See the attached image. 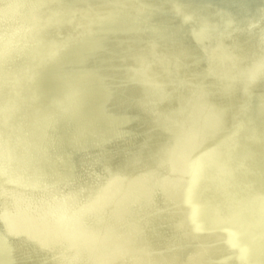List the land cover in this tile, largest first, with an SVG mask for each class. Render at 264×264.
I'll use <instances>...</instances> for the list:
<instances>
[{
  "label": "bare ground",
  "instance_id": "obj_1",
  "mask_svg": "<svg viewBox=\"0 0 264 264\" xmlns=\"http://www.w3.org/2000/svg\"><path fill=\"white\" fill-rule=\"evenodd\" d=\"M197 1L0 0V264H264L261 0Z\"/></svg>",
  "mask_w": 264,
  "mask_h": 264
},
{
  "label": "water",
  "instance_id": "obj_2",
  "mask_svg": "<svg viewBox=\"0 0 264 264\" xmlns=\"http://www.w3.org/2000/svg\"><path fill=\"white\" fill-rule=\"evenodd\" d=\"M212 0H198L197 2H201V5H202V8L201 9H198V11L196 12V14H199V13H201V14H206L205 12H204V9H206V6H208V5H210V3L209 2H211ZM193 2H194V0H179V2L177 3V5H176V11L174 12V15H175V17H177V19H178V21H180L182 24H184V22H186V23H188L189 22V20H188V13L190 12V11H192V8H194V6H195V4L192 6V4H193ZM258 4H259V9H260V11L255 15V17H254V21H259V24L258 25H255V24H253V25H251V26H254V27H257V28H264V12H263V10H264V0H261V1H259L258 2ZM230 6H231V8L232 9H234L236 6H237V3L236 2H234V1H232V2H230ZM191 8V9H190ZM221 16V15H220ZM225 17V16H224ZM206 19H210L209 17H207ZM188 21V22H187ZM253 21V22H254ZM192 22V21H191ZM191 22H189V24H192ZM207 22H210V21H207ZM208 25H210L211 26V24H208ZM224 23L223 24H220V29L222 30V29H224ZM243 25V24H242ZM244 26H246V25H243V26H240V27H244ZM207 28V30H211V32H212V34L215 36V37H218V34H217V32L216 31H214L211 27H206ZM245 28H249V27H245ZM219 32V31H218ZM197 37V39H196V37ZM195 36H194V39H195V41H196V43L198 44V47L200 48V50H201V46H200V44H202V42L203 41H205L206 40V31H202V30H200V31H196L195 32ZM188 39H189V43H190V36H189V34H188ZM191 44H193V40L191 39ZM202 51V50H201ZM211 59H212V56H211ZM49 71V73H52V74H54V72H52V71H50V70H48ZM256 78V77H255ZM261 84H262V82H261ZM142 85L143 86H147L143 81H142ZM156 91V93H158V91L157 90H155ZM250 102V101H249ZM61 117V119H63V116H60ZM250 129H251V127H250ZM252 152H253V148H252ZM161 192V191H160ZM259 193V195H263V194H261L260 192H258ZM259 197H264V196H259Z\"/></svg>",
  "mask_w": 264,
  "mask_h": 264
}]
</instances>
